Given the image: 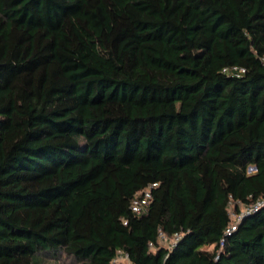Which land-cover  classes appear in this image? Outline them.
I'll return each mask as SVG.
<instances>
[{
    "label": "trees",
    "instance_id": "trees-1",
    "mask_svg": "<svg viewBox=\"0 0 264 264\" xmlns=\"http://www.w3.org/2000/svg\"><path fill=\"white\" fill-rule=\"evenodd\" d=\"M263 200L264 0H0V264H264Z\"/></svg>",
    "mask_w": 264,
    "mask_h": 264
},
{
    "label": "built area",
    "instance_id": "built-area-1",
    "mask_svg": "<svg viewBox=\"0 0 264 264\" xmlns=\"http://www.w3.org/2000/svg\"><path fill=\"white\" fill-rule=\"evenodd\" d=\"M225 70H231V72L236 76V75H240L242 74L243 72L246 71V69L242 66H234L232 67L231 69H228V68H225ZM156 183H154L155 185ZM151 196H152V193H151V187H148L146 188L145 190H143L141 192V194L137 195L133 200H132V203H131V208L133 210V212L137 213V214H140L142 213L145 208L147 207V205L149 204L150 202V199H151ZM264 203V200L263 201H259L256 203V205H252V206H248L246 207V210L245 211H242V213H249V212H252V211H255L257 209L258 206L262 205ZM241 216L239 215V218ZM236 229V223H232L230 225L229 228H227L226 232H230L232 230ZM180 238V234L176 233L173 237H168L164 232H160V235H159V239H160V243L161 242H167L169 240H174L173 241V244L176 243V241ZM172 244V245H173ZM120 257H124L128 260V256L127 254L125 256H120ZM119 257V259H120Z\"/></svg>",
    "mask_w": 264,
    "mask_h": 264
},
{
    "label": "rangeland",
    "instance_id": "rangeland-1",
    "mask_svg": "<svg viewBox=\"0 0 264 264\" xmlns=\"http://www.w3.org/2000/svg\"><path fill=\"white\" fill-rule=\"evenodd\" d=\"M235 205V204H234ZM241 208H242V211H245L246 210V206L245 205H241ZM232 209V214L231 216L233 217V220L236 221L237 219H239V216H237L236 213H234L233 211V206L231 207ZM173 239L172 240H169L167 242H161L163 245H166V246H171L173 244ZM207 248H210L212 249V246L210 247H207ZM119 261H126L127 262V259L124 258V257H120ZM43 264H56L55 261L53 260H47V261H44ZM58 264H76L75 260L72 259V258H69V257H65L63 258L62 260L59 261Z\"/></svg>",
    "mask_w": 264,
    "mask_h": 264
}]
</instances>
